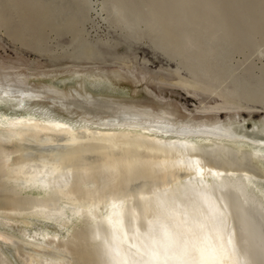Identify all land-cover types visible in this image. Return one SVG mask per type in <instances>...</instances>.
<instances>
[{
	"label": "bare ground",
	"instance_id": "6f19581e",
	"mask_svg": "<svg viewBox=\"0 0 264 264\" xmlns=\"http://www.w3.org/2000/svg\"><path fill=\"white\" fill-rule=\"evenodd\" d=\"M90 1L60 8L49 46L32 41L26 16L0 23L54 65L0 58V264H192L206 249L223 264H264L262 49L229 45L219 0H149L132 16L103 2L129 49L145 42L169 62L156 86L199 101L175 104L150 83L159 105L97 92L122 70L137 82L149 71L138 76L129 54H110L118 68L96 64L117 44L88 28ZM173 232L182 243L166 241Z\"/></svg>",
	"mask_w": 264,
	"mask_h": 264
},
{
	"label": "rangeland",
	"instance_id": "374dc122",
	"mask_svg": "<svg viewBox=\"0 0 264 264\" xmlns=\"http://www.w3.org/2000/svg\"><path fill=\"white\" fill-rule=\"evenodd\" d=\"M37 1L36 0H26V2H25V0H21V1L20 0H0V12H1L0 13V23L2 20L5 19V16H7L8 23L11 24V26H15V22H16L17 26H19V24H23V22L25 21V20L23 21V19H24L23 17L26 16V18L31 23V27H32L31 28L30 26H28L31 29V32H32L31 35H33L32 37L34 38V39L32 38V41L33 40H34L33 42L36 41L35 43H37L38 46H40V45L41 46L42 45L49 46L50 44H52L54 42V38H56L55 35H59L61 29L64 27L63 23L61 24V19L57 18V14H58L57 12L61 10L60 8L67 7V4L70 0H37ZM148 1L149 0H145V1H143V0H124V1L123 0H91L90 1L92 4V7H93L91 9V12H90L93 19L87 24L88 28L91 30L93 35L101 36V37H106L107 35L111 36V38L115 39L113 44H117V46L114 48L110 47V49H109L110 52H107L108 55H107V58L105 61L99 62L96 64L100 67H106L109 69L118 68V66H120L119 63L118 62H115V63L112 62L110 54H129L130 58L128 57L127 60L128 61L130 60L129 62L134 65V71L138 76H140L139 71L142 70V68L144 70L149 71L148 77L146 79H143L142 81L137 82L134 78L132 79V76H130L126 72V70H122L121 74L118 75V79H114L116 83H114L113 85L112 84H105L102 86V88L104 87L103 88L104 90L99 89L98 91L97 90L96 91L97 92H103L104 91L105 93L109 92V93H114V94H122L120 96H123L126 98H135V99L139 98V99H143L142 100L143 102L152 103L154 105H159L161 102H158V100H156V99H155L156 100V102H155L154 98L150 97V95H148L144 89V87H145L144 85L150 83L149 84L150 86H153L154 88H156V90L161 91V92L165 93L166 95H168L173 100V102L175 104L184 103L189 108L194 109V107L198 103L199 99L192 97V96H191V98H187V97L183 96L182 91H179L178 89L175 90V88L172 89V87H170V86H166V88H165V86H162V87L156 86V85H158L157 84L158 82H157V80H154V78H157V75L160 74V75H164V76H169V69H166L167 66L169 65L168 64L169 62H167V60H165L164 58L163 59L154 58L150 53V52H153V50L150 48V46L148 44L145 45V44L139 43L138 45H133L132 49H129V46L122 40L120 31L114 30V29H109L108 23L104 19L107 11L102 10L101 5L105 4L110 9H114V6L117 5V6H119L118 7L119 11H124V12H121L122 14L125 13L124 15L129 14L128 16H132L135 13H139L141 9H143V10L146 9L147 8L146 6H148ZM57 2H58V4L55 5ZM103 2H104V4H103ZM19 3H21V4H19ZM22 4H24V5H22ZM27 5H28V7H27ZM128 6H130V7H128ZM142 6H144V7H142ZM30 7L32 10L33 9H35V10L31 11ZM115 8H116V6H115ZM133 8L135 9V11H133L134 10ZM199 8L200 9L197 12L201 13V11L204 10L203 12H204V14H206L205 13L206 7H203V8L199 7ZM48 9L51 12H49ZM44 10H45V12H44ZM53 10H54V12H53ZM212 11H213L212 12L213 14H216L215 16H213V17H215L214 19H217V20L221 19L222 21L225 19L224 20L225 22L223 21V23L225 24V26H224L225 28H223V29L226 30L225 31L226 37L229 36L228 37L229 40L232 39L234 41L233 42L230 40V44H229L230 46H233L234 44L236 46L239 45L238 49L241 51H244V52L246 51V53H250V51L253 48H259V49H262L263 54H264V0H219V5H217L216 8H213ZM25 14H28V16ZM44 15L47 17H45ZM51 15H53V16H51ZM39 16H40V18H39ZM34 18H36V19H34ZM15 20H17V21H15ZM18 21H19V23H17ZM33 22H35V23H33ZM55 22H56V24H55ZM58 25H61V26L63 25V26L61 28V26L58 27ZM231 26H235V28L231 27ZM238 26H240V27H238ZM55 27H57V28H55ZM23 30H25V29H23ZM248 32H250V34H252V37L248 38V39H246V37L242 38L243 37L242 35H245L244 33L247 34ZM229 33L231 35H229ZM39 35H40V37H39ZM35 36H37L39 38H37ZM233 36L235 37V40L233 39L234 38ZM8 37H9V35L6 32L1 31V28H0V58L6 59V60L10 59V58H26V59L31 58V59L39 60L41 62V64L44 65V68H48V67H49V69L53 68L54 65L50 61H47L45 56H42L37 52L28 51L24 47L17 48L18 44H16L13 41L11 36H10V38H8ZM35 38H37V39L35 40ZM57 38H59V37H57ZM65 38H66L65 36L61 37L60 41H62L64 43L68 42L67 41L68 38H66V39ZM254 45H255V47H254ZM100 46L103 47L102 44H100ZM147 49H149V50H147ZM153 53H155V52H153ZM156 55H159V54H156ZM255 55L256 54H254L253 57L257 61H259L260 64L263 62L261 65L264 68V55L260 56V57H262L261 61L258 60V57H256L257 55L256 56ZM109 61H111V62H109ZM63 62L64 63H70V61H68V60L67 61L64 60ZM90 64H93V63H90ZM116 64H117V66H115ZM162 65L164 66V68H162ZM60 71H63V70H59V72ZM59 77L62 78L64 76L60 75ZM68 81L66 82V84L68 83ZM68 84H70V82ZM108 86H109V88H107L105 91V88ZM119 87H120V89H119ZM115 88L117 90H115ZM122 90H123V93H119V92H122ZM116 91H118V92L116 93ZM144 99H145V101H144ZM243 113L245 115H248L247 111H244ZM198 114L200 115V113H198ZM259 114H262V113L254 112L252 116H253V118H256L259 116ZM222 115L224 116L225 113H223ZM250 123H251V119H249V121H248V124H250Z\"/></svg>",
	"mask_w": 264,
	"mask_h": 264
},
{
	"label": "snow or ice",
	"instance_id": "6c2138e0",
	"mask_svg": "<svg viewBox=\"0 0 264 264\" xmlns=\"http://www.w3.org/2000/svg\"><path fill=\"white\" fill-rule=\"evenodd\" d=\"M166 241H170V242H173V243H176V242H180L182 243V241L180 240L178 234H176L175 232H173L170 236L166 233L165 234V237ZM207 252V255H208V259H204L203 256L205 254V252H201L200 255H201V259H198V260H195L192 262V264H223V262L221 260H219L218 258L215 257L214 255V250L213 249H206L205 250ZM131 264H139V262L133 260L131 262ZM144 264H168V261L165 259V260H158V261H155V262H144ZM184 264H188L187 261L184 262Z\"/></svg>",
	"mask_w": 264,
	"mask_h": 264
},
{
	"label": "water",
	"instance_id": "95a60500",
	"mask_svg": "<svg viewBox=\"0 0 264 264\" xmlns=\"http://www.w3.org/2000/svg\"><path fill=\"white\" fill-rule=\"evenodd\" d=\"M141 44H145V45H147L145 42L143 43H141ZM147 50H149V49H147ZM151 53V55L154 57V58H161V59H163L164 57H162L161 55H156L155 53H153V52H150ZM166 60V59H165ZM183 93V96H185V97H187V98H191V96L190 95H188L187 93H185L184 91L182 92Z\"/></svg>",
	"mask_w": 264,
	"mask_h": 264
}]
</instances>
